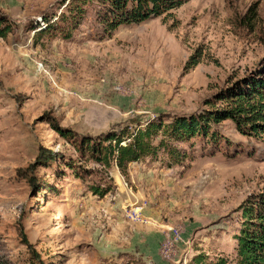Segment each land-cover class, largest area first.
I'll return each mask as SVG.
<instances>
[{
	"label": "rangeland",
	"instance_id": "rangeland-1",
	"mask_svg": "<svg viewBox=\"0 0 264 264\" xmlns=\"http://www.w3.org/2000/svg\"><path fill=\"white\" fill-rule=\"evenodd\" d=\"M101 7L0 0V264H235L239 205L264 191V133L230 119L160 133L124 172L85 141L221 108L219 94L264 77V0H185L109 33Z\"/></svg>",
	"mask_w": 264,
	"mask_h": 264
},
{
	"label": "trees",
	"instance_id": "trees-1",
	"mask_svg": "<svg viewBox=\"0 0 264 264\" xmlns=\"http://www.w3.org/2000/svg\"><path fill=\"white\" fill-rule=\"evenodd\" d=\"M78 3L84 0H75ZM185 0H99L101 4L97 17L109 33L120 25L140 23L147 19L170 15L171 10L179 7ZM68 6V16L82 15L84 10L79 4ZM65 6V7H66ZM66 11L61 12L57 19L66 20ZM72 14V15H71ZM11 26L0 17V36H5ZM220 99L227 100L223 107L212 108L199 114L177 116L170 122H148L132 132H109L104 138L85 141L95 161L108 164L114 160L121 172L131 161L152 155L164 144L161 139L157 145L153 138L162 134L177 141H183L195 135H207L210 123H218L224 119L234 122L242 134L264 133V77L250 76L233 89L228 88L219 94ZM61 134H66L59 128ZM94 193L102 194L95 189ZM241 209L240 228L234 235L236 240L235 264H264V191L250 195L239 205ZM188 264H227L225 257L209 259L204 254L193 256Z\"/></svg>",
	"mask_w": 264,
	"mask_h": 264
}]
</instances>
